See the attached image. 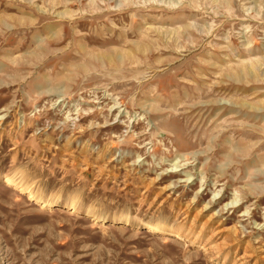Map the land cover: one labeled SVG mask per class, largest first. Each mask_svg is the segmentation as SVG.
<instances>
[{
	"label": "clouds",
	"instance_id": "obj_1",
	"mask_svg": "<svg viewBox=\"0 0 264 264\" xmlns=\"http://www.w3.org/2000/svg\"><path fill=\"white\" fill-rule=\"evenodd\" d=\"M106 75L70 70L38 91L25 77L0 106V264H220V238L189 219L206 212L264 251V125L219 153L217 129L178 141L152 130L169 109Z\"/></svg>",
	"mask_w": 264,
	"mask_h": 264
},
{
	"label": "rangeland",
	"instance_id": "obj_2",
	"mask_svg": "<svg viewBox=\"0 0 264 264\" xmlns=\"http://www.w3.org/2000/svg\"><path fill=\"white\" fill-rule=\"evenodd\" d=\"M262 8L264 0H0V106L25 77L38 91L70 70L103 69L110 90L169 109L151 114L152 130L200 143L217 129L218 153L243 146L249 126L264 125ZM207 217L189 219L220 238V264H264L257 243L229 239ZM251 218L261 219L259 208Z\"/></svg>",
	"mask_w": 264,
	"mask_h": 264
}]
</instances>
